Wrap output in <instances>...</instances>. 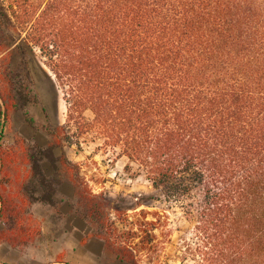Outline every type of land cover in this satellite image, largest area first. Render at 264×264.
<instances>
[{
	"label": "trees",
	"instance_id": "1",
	"mask_svg": "<svg viewBox=\"0 0 264 264\" xmlns=\"http://www.w3.org/2000/svg\"><path fill=\"white\" fill-rule=\"evenodd\" d=\"M27 49L67 104L45 146L3 142L12 115L37 100ZM84 134L119 148L180 208L196 264H264V0H0V244L28 243L39 233L29 207L55 205L61 181L46 162L70 174L106 251L167 264V214L111 206L67 158Z\"/></svg>",
	"mask_w": 264,
	"mask_h": 264
},
{
	"label": "rangeland",
	"instance_id": "2",
	"mask_svg": "<svg viewBox=\"0 0 264 264\" xmlns=\"http://www.w3.org/2000/svg\"><path fill=\"white\" fill-rule=\"evenodd\" d=\"M22 56L37 100L25 111L12 115L5 125L3 142L9 145L19 138L24 146H45L51 141L46 127L65 123L67 104L40 52L27 49ZM83 115L87 120L93 116L89 110ZM73 142L65 145L64 152L78 165L80 177L94 193L130 214L141 208L164 211L169 217L170 232L168 237L161 239L163 259L167 264H196L187 248V243L195 242L192 223L186 220L179 207L164 201L162 193L153 188L135 162L121 155L119 148H100L102 140L94 134L81 135ZM19 151L23 152L20 146ZM54 153L60 155L61 150L57 147ZM16 164L20 172L26 170L23 159ZM42 169L47 176L57 172L60 178L54 195L55 205L36 202L29 207L30 222L32 228L39 230L38 235L22 246L0 244V262L54 264L56 258L62 257L71 264H133L106 251L104 240L97 235L99 226L81 216L70 174L64 169L57 171L46 162L42 163Z\"/></svg>",
	"mask_w": 264,
	"mask_h": 264
}]
</instances>
